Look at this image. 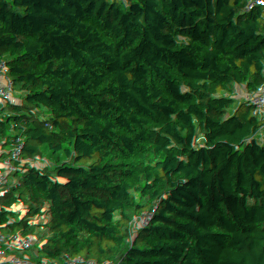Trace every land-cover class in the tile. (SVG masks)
<instances>
[{"label": "trees", "instance_id": "obj_1", "mask_svg": "<svg viewBox=\"0 0 264 264\" xmlns=\"http://www.w3.org/2000/svg\"><path fill=\"white\" fill-rule=\"evenodd\" d=\"M7 31L28 65L73 85L62 98L85 128L48 91L0 87V264H264V236L224 257L190 226L221 218L229 189L246 203L264 191V166L240 157L251 110L208 139L251 97L173 60L229 55L228 79L262 87L264 0H0Z\"/></svg>", "mask_w": 264, "mask_h": 264}, {"label": "built area", "instance_id": "obj_2", "mask_svg": "<svg viewBox=\"0 0 264 264\" xmlns=\"http://www.w3.org/2000/svg\"><path fill=\"white\" fill-rule=\"evenodd\" d=\"M251 48V46H249ZM27 48L17 46L13 43L7 45V58L0 62L1 71L6 70L13 75L14 82L22 86H35L51 94L53 104L58 108L62 121L74 131H81L82 122L79 112L75 111L71 104L64 102L62 96L71 94L73 85L69 82L61 81L49 75L42 68L28 65L24 56ZM219 66L224 73H228L232 68V59L229 55L214 56L209 60ZM246 85V84H245ZM229 86L241 88L232 80ZM248 89V88H247ZM264 95V84L257 90L255 96L257 105L262 111L259 97ZM263 112V111H262ZM264 113V112H263ZM231 114L218 112L210 121L207 122L209 132L208 139L212 137H223L225 122ZM264 156V151H263ZM240 157L242 163L247 167H253L260 162L258 149L244 141L240 147ZM264 166V162L262 163ZM248 193L256 195L255 191ZM245 192L241 191L236 195L230 196L226 203V211L214 224L204 226L203 232L212 240V246L224 251V257L234 255L243 257L251 248L255 239L264 236V191L254 201H244Z\"/></svg>", "mask_w": 264, "mask_h": 264}, {"label": "rangeland", "instance_id": "obj_3", "mask_svg": "<svg viewBox=\"0 0 264 264\" xmlns=\"http://www.w3.org/2000/svg\"><path fill=\"white\" fill-rule=\"evenodd\" d=\"M5 34H7V35H5ZM9 37H13V41L12 42H13L14 45H17V46H25V43L22 41V36H21V34L19 32H17V31H7L6 33L0 35V49L1 50L7 44V42H10ZM244 45L247 46L246 43L245 44H241L239 46V48L236 50V53L237 54L240 52V48L241 47H245ZM173 60L176 61V62H178V63H181V64H192V65H195L196 67L199 68V70L201 72H204L208 68V66H206V63L207 62H195V61H192V57L187 56V55H182L179 52L177 53V55L174 56ZM208 64L212 66L213 63L208 61ZM213 65H215V64H213ZM232 69L233 68H231L230 71H233ZM220 73H222L223 78H224L220 82L221 87H223V88L228 87V77H226V73H224L223 71L220 72ZM240 89L246 95H249L251 92L253 93V95H256L257 90H258V88L256 87V85H250L249 82H247V84L244 87H241ZM245 106H247V105L238 106V107L232 109V111L230 110L229 112H231L233 114L234 113H238L241 110V108L242 107L245 108ZM191 110H193V109H191ZM84 128H85L84 127V124H82L81 131L84 130ZM77 132H79V129L77 130ZM254 132L258 134L259 137L257 136V138H262V137H260V135L261 136L264 135V128L261 127V130H260V129L254 127L253 128V131H252V134ZM257 134H255V136ZM255 140H258L259 141V139H256V138H255ZM263 148H264V146H263ZM260 151H263V150H260ZM232 193H233V191L232 192H229V193H227L225 195V201H224V203L225 202L227 203L228 199L230 198L229 195H231ZM204 225H205V223H204V221H203V219L201 217H194L193 218V221L190 224V226L192 227V229L195 232L203 231L204 230Z\"/></svg>", "mask_w": 264, "mask_h": 264}, {"label": "crops", "instance_id": "obj_4", "mask_svg": "<svg viewBox=\"0 0 264 264\" xmlns=\"http://www.w3.org/2000/svg\"><path fill=\"white\" fill-rule=\"evenodd\" d=\"M5 35H7V34H5ZM10 43L11 42H7V44L3 47V49L2 50L0 49V62L7 58L6 48H7V45L10 44ZM206 66H208V68L205 71L208 72L210 75H213V74H221L222 75V73H220V72H222V69L219 66L213 65V64L211 66V65L208 64V62L206 63ZM13 82H14L13 75L11 73H8V71H6V70H2L1 71V76H0V87H5V86H8V85H12ZM251 85H256V83H251ZM228 87H229V79H228ZM256 87L259 89V87L257 85H256ZM249 96H250V94H249ZM253 96H255V95H253ZM250 97H251V101L249 103H246L245 105H247V106H245V108L242 107L241 110L242 109L251 110V112L253 114V117H254V120H255V126L254 127H256V128L261 130V127L264 128V113L259 109V107L257 105L256 97H252V96H250ZM225 113L229 114V115L231 114V116L237 114V113L233 114V113H231L229 111L225 112ZM255 134H257V133H255V132L253 134L251 133V136L248 137V139L246 141L249 144H251L254 147H256V149H258L259 155H260V159H261L260 160V164H262L264 162V156H263L264 135L263 136L260 135V137H262V138H257L258 134L256 136H255ZM255 138L259 139V141L255 140ZM260 150H263V151H260ZM245 171H246V169H245ZM232 191H233V193L231 195H229V196L236 195V194L241 192V190L229 189L226 193H229V192H232ZM256 195H257V193H256ZM199 232H203V231H198L197 233H199Z\"/></svg>", "mask_w": 264, "mask_h": 264}, {"label": "water", "instance_id": "obj_5", "mask_svg": "<svg viewBox=\"0 0 264 264\" xmlns=\"http://www.w3.org/2000/svg\"><path fill=\"white\" fill-rule=\"evenodd\" d=\"M33 52V49L32 48H28L27 51H26V55H29Z\"/></svg>", "mask_w": 264, "mask_h": 264}]
</instances>
